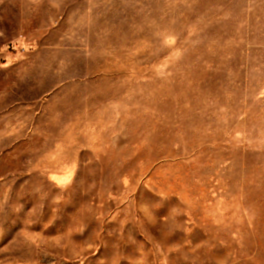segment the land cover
<instances>
[{
    "label": "rangeland",
    "instance_id": "rangeland-1",
    "mask_svg": "<svg viewBox=\"0 0 264 264\" xmlns=\"http://www.w3.org/2000/svg\"><path fill=\"white\" fill-rule=\"evenodd\" d=\"M0 264H264V0H0Z\"/></svg>",
    "mask_w": 264,
    "mask_h": 264
}]
</instances>
